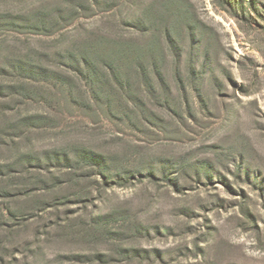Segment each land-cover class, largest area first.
I'll return each mask as SVG.
<instances>
[{"label":"rangeland","instance_id":"374dc122","mask_svg":"<svg viewBox=\"0 0 264 264\" xmlns=\"http://www.w3.org/2000/svg\"><path fill=\"white\" fill-rule=\"evenodd\" d=\"M0 264H264V0H0Z\"/></svg>","mask_w":264,"mask_h":264},{"label":"trees","instance_id":"16d2710c","mask_svg":"<svg viewBox=\"0 0 264 264\" xmlns=\"http://www.w3.org/2000/svg\"><path fill=\"white\" fill-rule=\"evenodd\" d=\"M138 52H136V51H134L133 53H132V59H134V60H136V59H138V54H137ZM136 54V56H134ZM136 58V59H135ZM128 59L130 60V58L128 57Z\"/></svg>","mask_w":264,"mask_h":264}]
</instances>
